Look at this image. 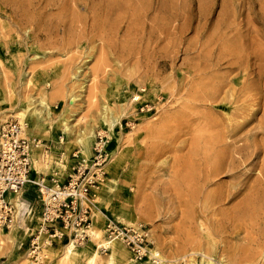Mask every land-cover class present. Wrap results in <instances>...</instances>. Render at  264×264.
Instances as JSON below:
<instances>
[{"label": "rangeland", "instance_id": "374dc122", "mask_svg": "<svg viewBox=\"0 0 264 264\" xmlns=\"http://www.w3.org/2000/svg\"><path fill=\"white\" fill-rule=\"evenodd\" d=\"M40 1L47 14L41 21L33 18L36 23L30 24L20 14L9 15L11 8L17 9L15 3L27 8V0H0V117L3 111L7 114L4 125L18 120L13 113L21 100L42 96L38 81L48 79L47 97L53 113L33 133L40 142L34 152L51 142L53 149H62V164L66 160L72 164L79 161L77 133L95 125L98 132L103 130L99 121L102 104L117 108L127 103L116 138L105 132L98 137L111 146L112 154L104 148L108 155L104 175L96 178L94 200L89 204L93 211L89 240L106 257L111 250L103 251L101 245L106 243L107 219L126 225H135L130 223L135 220L149 230L152 249H158L167 264H191V257L204 264L203 254L213 256L219 264L221 256L211 251V240L221 248L231 222L229 215L212 211L215 206L184 204L181 201L186 197L180 190L195 182V170L206 165V158L211 161L220 153L223 146L217 142L224 137L234 149L235 171L244 176L222 174L216 179L229 186L243 182L246 186L223 207L235 206L250 187L264 195V0H112L117 9L110 17L109 39L93 37L104 29L90 27L94 13L85 10L87 0L81 4L64 0L65 8L62 2L55 5L58 0ZM123 2L122 8L119 4ZM95 13L101 17L100 10ZM75 18L82 21L80 27L74 25ZM36 56L39 58L31 62ZM79 67L83 71L76 78ZM29 70L32 81L23 86V71ZM71 95L77 97L73 105L68 103ZM72 114L76 134L68 138L59 119ZM237 123L240 127L234 132ZM114 180L117 188L109 194V182ZM25 197L16 209L19 236L0 234V264H21L26 252L24 233L33 234L38 228L32 223L39 211L38 198ZM259 205L260 211L238 216L240 238L255 253L251 264L264 261V204ZM64 245L53 244L48 252L44 246L45 264H66L61 262ZM127 249L117 264L134 260ZM86 258L84 251L73 264H84ZM97 264H106L105 258Z\"/></svg>", "mask_w": 264, "mask_h": 264}, {"label": "bare ground", "instance_id": "6f19581e", "mask_svg": "<svg viewBox=\"0 0 264 264\" xmlns=\"http://www.w3.org/2000/svg\"><path fill=\"white\" fill-rule=\"evenodd\" d=\"M87 1H88V3L86 4V3L82 2V0H74V2L78 3V4L84 3L85 10L88 12L89 15H92L94 13L93 16H90L92 18V23L90 24V27H92V28H95L98 26L103 27L104 31L100 32L99 34L98 33L94 34L93 37H98L101 39H109L111 36L109 35V33H107V30L110 29V24H109L110 23V17L115 13L117 7H114L115 4L113 3L112 0H87ZM27 2H28L27 8L25 6L24 7L19 6L20 5V4H18L19 2L18 3L14 2L15 7H17V9L11 8V10H9V15L11 17H14L13 15L20 14L22 19L26 20L30 24L33 22L36 23V21L33 20V18H35L36 20L40 19L39 21H41L42 20L41 18H44V16H45L44 15L45 12L41 9V1L40 0H27ZM57 2H58V4H55V5H59L60 2H62L61 4L63 5L64 8L67 4V1L64 2V0H62V1L58 0ZM116 2H121V1L116 0ZM105 3H107V4L105 5ZM123 4L125 5V3L123 2V3H120L119 6H121ZM160 4H162V3H160ZM62 5H61V7L59 6L60 9L62 8ZM124 5L122 6V8L124 7ZM52 6L53 5H51V7ZM141 6H142V4H141ZM11 7H13V6H11ZM158 7H161V6H158ZM44 10H45V8H44ZM97 10L98 11L100 10V13H101L100 16L101 17H98L97 16L98 14L95 13ZM36 11L38 13H36ZM4 12L7 13L8 11L3 10V13ZM122 12H125V11H122ZM33 13L35 15L34 17H33ZM45 14H47V13H45ZM158 15H160V14H158ZM17 16H19V15H17ZM172 16H174V15L172 14ZM154 18H156V17H154ZM159 18H160V16H159ZM167 18H169V17H167ZM20 22H23V21H20ZM73 22H75L74 25L76 27H80L79 24L82 21H80L79 18H75V19H73ZM46 24H48V23H46ZM49 24H50V22H49ZM32 25H34V24H32ZM43 27H47V26H43ZM66 27H64V28H66ZM92 32H93V30H92ZM37 58H39V56L33 57L30 60L32 62L33 60H36ZM29 61H27V64L30 63ZM0 63H1V60H0ZM33 65H35V64H33ZM32 68H33V66H32ZM32 68L31 69L29 68V69L32 70ZM30 70L27 72L23 71V78L21 80V84L23 86H28L30 84V82L32 81V75L30 74L32 71L30 72ZM82 71H83V69L79 67L77 69V74L75 77L79 78V75L82 73ZM38 82H39L38 83L39 86H41L43 89L42 96L34 97V98L30 97V98H26L24 100H21V102L19 103L17 108H15L14 113H13V116H15L19 120V122L23 125L24 134H26L27 136H30L33 133V131L40 128L42 125L41 122H45L46 120H51V118H52L53 109H52V105L49 103L48 97H47V92H48L47 87H49L51 83L49 82L48 79H40ZM85 86H86V83H84V85L81 88L84 89ZM0 95H1V93H0ZM76 100H77V97L75 95H71L70 99L68 100V103L70 105H73ZM119 104H121V103H119ZM122 104H123V102H122ZM126 107H128L127 103H124L123 105H121L117 108H113L109 103L104 102L101 106V113H100V117H99V121L101 123V127L103 128V130L101 132H98L96 129L99 126L95 125V126H92L90 128L81 129L79 131V133H77L76 143L79 145V152H77L76 155L78 156V159L83 162V164L85 166L91 165L92 158L94 155V146L93 145H95V143L98 142L97 138L99 136H101L103 132L107 133L109 135V137H112V138L115 137L114 133L116 131V128L120 125V119H121L123 112H124ZM1 115L2 116L0 117V139H1V129L3 128L4 121L7 118V114H5L4 111L1 113ZM75 119L76 118L74 117V114H72V116L70 118H66L65 116H63L62 118L59 119V125L63 128L64 133H66L68 138L70 137V135L76 134L73 131V128L75 126H77ZM238 124L239 123H237L234 128L232 127V129H234V132L236 129H238L240 127L239 126L240 124L239 125ZM62 142H64V139L62 140ZM102 144H103V147L107 149L108 153L112 154L111 146H109L104 141L102 142ZM217 144L220 147L223 146V148L220 149V153H217L215 155V157L213 158V160H211V161H209V157L207 155L208 158L205 159L206 165L204 167H201L202 165H204V164H202L201 166L196 168L195 177L193 176L194 170L192 171V173L189 172L190 174L187 172L189 174L188 177H190V179H192V176H193L194 177L193 180H195V182L193 184L187 183L188 185L184 184V186L181 188V190H180L181 195L186 197V199L181 201V202H183L184 204L185 203H188V204L191 203V205H195L196 208L199 207V205H203V207L205 205L206 206L208 205L207 207L215 206V208H213L212 211L219 210V211H217V213L220 212L222 216H225V214H226V216L229 215L228 220H231V222H229V225L227 226V228L224 225L226 228L227 235H225V236L221 235L222 241L220 244L222 246H221V248H219L218 242L211 240V242H212L211 243V251L213 250L214 254L218 253L221 256V261L219 264H230L227 261H229L231 263L236 262V264H245V263H247V261L252 260V258L254 257L253 254H255V253H253L254 251L251 250V248H250L251 244H247V243L244 244L245 239L240 238L241 233H242V229H241V227H239L238 220H241V219L238 216H239V214H242L244 217L248 212L253 213V212L260 211L261 210L260 208H262V207L259 204H261V203L264 204V195L258 194L257 192L254 193L253 188L250 187L248 189L249 193L244 197L243 200H240L238 198L240 200V202L237 201V204H234L235 206L229 207L228 209L223 207L227 202L235 199L237 196H239L241 194V192H243V189L245 188L244 186H246V183L245 182H243L242 184L237 183V184L229 186L224 182H218V180L216 178H218L220 175L222 176V174L223 175L224 174H230L233 177H240L241 175L244 176V174H243V172L241 173L239 170L235 171L236 168L234 166H237V165H234L236 157H235V159L232 157L233 152H234V149L231 148L232 145L229 143H226V140L224 137H221V139H219ZM66 147L70 148V146L68 144ZM237 149L240 150L239 147H237ZM241 151H239V152L242 153ZM37 162H39V164H42L43 167L46 166L47 169L50 168V165L47 164V162H46L45 156H43L42 158L40 157V159L37 160ZM60 163H61V161L56 163L57 167H58L57 169L60 172H64L63 169L66 166L61 165ZM192 164H193V162H192ZM210 164H211V166H210ZM197 165L198 164H196V166ZM246 174H247V172L245 173V175ZM181 175L183 176V174H181ZM251 175H252V173H251ZM220 178H219V181H220ZM186 179H188V178L186 177ZM193 180H190V181H193ZM238 180H239V178H238ZM259 180H260V178H259ZM211 184H212V186L213 185H215V186L210 187ZM34 185H35V181L33 182V185H28V188L32 189V187H33V189H34ZM109 186H110V189L108 190V192H109V194L110 193L113 194L117 188V182L115 180L110 181ZM24 193L25 192H23L21 195L13 198L14 199L13 201H15L14 204L17 205V207H19V205L21 203V199L24 196ZM183 196H180V197L182 198ZM202 209H205V208H202ZM208 209H210V208H207V210ZM32 219H33V216H32ZM221 220L222 219H220V221ZM32 223H33V225H36L38 227L36 230L40 229L39 211L35 214V217L32 220ZM130 223L138 224V222H136L135 220H132ZM221 224H224V223H221ZM213 225H214V223H213ZM217 226H219V225H217ZM220 230H221V227H220ZM17 232H18V226L16 225V223L11 224L9 229H4V228L0 227V234L4 237H7V238H14L15 235L19 236L17 234ZM94 233L95 232L93 231V234ZM213 233H215V232H213ZM30 235H32V234H30L29 231L24 233L25 241L23 243V246L26 249V252L23 255V262L21 264H35L33 262V260H31L32 254H31V251L29 248V237H30ZM223 235H224V233H223ZM41 236L43 238V247L47 246V248H48L47 252L51 251V249H53L54 247L52 246V243L50 242V237H49L48 233L42 232ZM208 237H212V234L209 233ZM232 240H236V241L232 242ZM81 245H83V246L80 247L79 245H77V243H75V240L73 238H71L63 246V249H62L63 250V257H62L61 262L66 263V264H73V262L76 260L77 256L85 251L87 253V258L85 259L84 264H97V261L102 259V258H105L106 264H117L119 257H121V256L123 257L124 253H126V252H123L126 250L125 245L118 238H112V239H109L106 241L105 247H107L111 250V252L109 254H107L106 257H102L100 255L101 253H100L99 249L97 248V246L93 243V241L91 239L89 240V242H87V243L83 242ZM41 255L45 256V259L47 258V256H46L47 253L43 254V251H42ZM184 256H186V255H184ZM203 257H204V261H205L204 264H216L215 258L213 256L203 254ZM189 261L191 264H197L196 258H194V257H191V260H189ZM129 264H167V263H166L165 258L162 256V254L159 252L158 249H152L150 258H147V259L142 260V261L129 260ZM247 264H251V261L248 262ZM261 264H264V261L261 262Z\"/></svg>", "mask_w": 264, "mask_h": 264}, {"label": "built area", "instance_id": "2783aa9c", "mask_svg": "<svg viewBox=\"0 0 264 264\" xmlns=\"http://www.w3.org/2000/svg\"><path fill=\"white\" fill-rule=\"evenodd\" d=\"M101 139V138H99ZM98 140V138H97ZM98 141L94 145V155L90 166L76 161L65 181L54 171L46 179H35L39 198L42 202L40 229L31 235L30 251L35 264H45L42 232L48 233L52 245L68 237L77 244L90 238L93 227V213L89 204L94 200L93 190L97 188L96 178L104 175L103 167L107 153ZM40 142L24 134L19 120L7 122L1 129L0 139V227L9 228L15 222L17 206L14 197L23 193L33 169V152ZM118 238L128 248L134 260L150 258L151 236L142 224L126 225L115 219H107L104 226V241ZM103 251L104 242L101 245Z\"/></svg>", "mask_w": 264, "mask_h": 264}, {"label": "crops", "instance_id": "0c3cea01", "mask_svg": "<svg viewBox=\"0 0 264 264\" xmlns=\"http://www.w3.org/2000/svg\"><path fill=\"white\" fill-rule=\"evenodd\" d=\"M39 129H41V127L38 128V129H36V130H39ZM35 131H33V133ZM33 133L30 136H28V137H33ZM60 138L61 137H59V139L57 140L58 142L61 141ZM50 144H51V142L50 143L45 142V143H43V149H42V151L39 150L38 153L33 152L34 166H33V169L31 171V175H30V178L33 179V182L35 181V179H37L39 177H42V176L45 177L46 179H48L54 171L58 170L57 169L58 167H57V164L56 163H58L59 161H61V163H60L61 165H64V166L67 167V168L64 167V169H63L64 172H60L58 170L59 173L61 174L62 180L65 181L67 179V177H68V174L71 171V168H72L73 164L76 163V160H74L72 162V164H68V160L65 159L67 161V163L66 164H62L63 163L62 162V159H64L63 158L64 153H62V151H61L62 149H60V148L59 149H56V148L53 149V147L49 146ZM40 151H41V153H40ZM43 156H45L47 164L50 165V168L49 169H47L46 166L44 168L42 167V168L38 169L37 166H36V163H39V162H37V160H39L40 157L42 158ZM71 160H73V159H71ZM28 185H33V183H28L25 186V188H24L25 189L24 190V192H25L24 193V197L26 196L25 198H27V200L29 199V200L33 201V195H36V197L38 198V203H39V206L38 207H39V216H40L41 209H42V202H41V200L39 198L38 188H37L36 185H34V189H33V187H32V189H29L28 188ZM14 223H16V222H14ZM105 224H104V226H105ZM70 239H68V237H65L64 239L57 240L54 244L55 245L62 244V243H65L66 244ZM30 241H31V236L29 237V247H30ZM87 241H89V240H87ZM127 251H128V249H127Z\"/></svg>", "mask_w": 264, "mask_h": 264}]
</instances>
